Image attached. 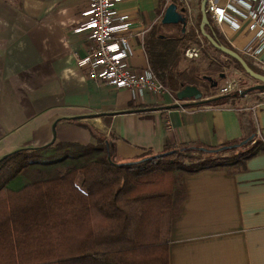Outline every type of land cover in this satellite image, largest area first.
<instances>
[{
	"label": "crops",
	"instance_id": "1",
	"mask_svg": "<svg viewBox=\"0 0 264 264\" xmlns=\"http://www.w3.org/2000/svg\"><path fill=\"white\" fill-rule=\"evenodd\" d=\"M156 4L120 0L116 8L152 27ZM87 7L88 0H0V156L50 141L96 143L100 135L115 159L131 160L238 138L249 128L246 116L264 139V89L199 104L167 86L159 96L133 99L127 88L89 78L76 63L86 41L69 32ZM131 61L148 64L143 42L137 41ZM194 82L201 99L222 94L219 86L213 92L216 85ZM82 178L76 175L77 185ZM181 180L186 195L171 219L169 264H264V151L248 157L241 170L205 168Z\"/></svg>",
	"mask_w": 264,
	"mask_h": 264
},
{
	"label": "trees",
	"instance_id": "2",
	"mask_svg": "<svg viewBox=\"0 0 264 264\" xmlns=\"http://www.w3.org/2000/svg\"><path fill=\"white\" fill-rule=\"evenodd\" d=\"M200 19L198 10V34L213 47L200 32ZM152 27L143 47L156 76L173 93L195 83L186 68L177 66L178 54L165 68L156 49L159 40L181 41L190 33L179 22L160 23L155 39L149 34ZM204 27L219 43L233 48L210 20ZM213 48L244 71L238 60ZM254 90L259 89L248 91ZM240 91L199 98L195 103L227 102ZM246 119L249 128L238 138L217 145L183 144L131 160L115 159L98 134L96 143L50 141L4 153L0 156V264H169L171 219L186 195L182 174L205 168L234 172L245 168L248 157L264 151V139L257 137L251 117ZM251 133L254 136L244 144L206 150L237 143ZM66 158L74 163L61 165ZM23 171H32L31 177L44 176L9 186L8 181ZM78 173L83 177L80 186L75 182Z\"/></svg>",
	"mask_w": 264,
	"mask_h": 264
},
{
	"label": "built area",
	"instance_id": "3",
	"mask_svg": "<svg viewBox=\"0 0 264 264\" xmlns=\"http://www.w3.org/2000/svg\"><path fill=\"white\" fill-rule=\"evenodd\" d=\"M119 1L88 0L83 20L69 31L81 34L86 41L84 52L76 56V63L93 80L127 88L133 99L144 93L159 96L166 91L163 81L149 64L135 65L131 61L137 41L143 42L151 24L118 11L116 3ZM177 3L184 7L186 18H191L192 7L188 0H177ZM205 12L210 24L235 50L264 69V0H205ZM229 30L239 31V37L233 40ZM199 52V46L188 45L184 49L187 58L197 57ZM235 87L228 81L218 90L226 93Z\"/></svg>",
	"mask_w": 264,
	"mask_h": 264
},
{
	"label": "rangeland",
	"instance_id": "4",
	"mask_svg": "<svg viewBox=\"0 0 264 264\" xmlns=\"http://www.w3.org/2000/svg\"><path fill=\"white\" fill-rule=\"evenodd\" d=\"M199 1L200 0H188V3L192 7V17L189 19L186 18V23H185V29L187 30V33L188 32L190 33L189 38H186L185 40H181V41L164 39V40H159L157 42L156 49L157 52L160 54L161 60L163 61V63L166 64L165 68L169 67L172 64L175 55L178 54L179 59L177 66L180 68H186L187 74L188 76H190L191 79L199 81L205 87H211V86H210V81L207 80L203 75H210L218 80V84L216 85V87H214L216 89H214L213 92H217L218 91L217 87L227 84L228 81H232V84L234 86H237L235 87V89H241V90L248 88L250 85L257 84L259 82L257 79L251 77L250 75L245 73L240 67L236 66L229 57L218 52L213 47H209L208 44L198 34L196 23H197V12L199 10ZM170 2L177 3V0H157L155 21L153 23V27L151 31L149 32V34L151 33L155 39H156L155 30L160 26L161 23L160 22L161 12ZM191 28H194L193 32L190 31ZM162 30L164 32H169L165 27L162 28ZM239 35H240L239 31H234L230 33V36L233 40L237 39ZM188 45H194L200 47V52L197 57L187 58L184 55V49ZM249 60L251 59L249 58ZM221 72L224 74L222 77L220 76ZM65 163L73 164L74 161L73 160L70 161V159L66 158L65 160L61 161V165ZM30 168H37V167H30ZM63 170L64 167H61V169H59V171H63ZM28 173L32 174V171H28ZM28 173L27 171H23L22 173H19L18 175L13 177L12 180L8 181V185L11 187H18L19 185H21V183L23 184L29 178H38L43 175V174L35 173L31 177V175H29Z\"/></svg>",
	"mask_w": 264,
	"mask_h": 264
},
{
	"label": "water",
	"instance_id": "5",
	"mask_svg": "<svg viewBox=\"0 0 264 264\" xmlns=\"http://www.w3.org/2000/svg\"><path fill=\"white\" fill-rule=\"evenodd\" d=\"M184 7H177L176 3L170 2L164 9L163 15L161 17V23H181L182 29L185 28V23H186V16L183 14ZM199 11L201 13V19L199 23V29L200 32L208 39L210 44H212L213 47L219 49L221 52L228 54L229 56L235 58L236 60L239 61L241 64L242 68L244 71L250 75L251 77L257 79L259 82L257 84L251 85L250 87L243 89L240 91V93H245L246 91L250 89H264V73L258 72L254 70L245 60L244 56L235 50L234 48H231L223 43H219L212 34H210L204 27L205 24L209 22L207 14L205 12V0H200L199 1ZM224 74L221 72L220 76L222 77ZM207 80L210 81V84L212 86L217 85V79L213 78L210 75H203ZM176 96L179 99L183 98H194V99H199L202 97V92L199 89L198 86L195 84H185L183 85L180 89L176 91ZM254 136L253 133L249 134L246 138L242 139L241 141L231 144V145H225V146H220L217 148H201L203 150H208V151H218L221 149H224L229 146H235V145H241L249 141L252 137ZM159 154V153H158Z\"/></svg>",
	"mask_w": 264,
	"mask_h": 264
}]
</instances>
